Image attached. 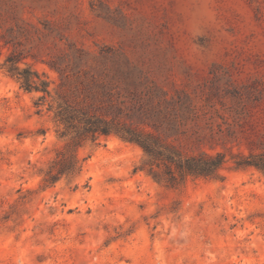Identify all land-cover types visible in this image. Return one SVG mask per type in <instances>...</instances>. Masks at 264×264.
<instances>
[{
	"label": "rangeland",
	"instance_id": "374dc122",
	"mask_svg": "<svg viewBox=\"0 0 264 264\" xmlns=\"http://www.w3.org/2000/svg\"><path fill=\"white\" fill-rule=\"evenodd\" d=\"M0 3L37 32L27 62L49 80L45 61L69 45L110 48L166 89L212 98L230 124L215 178L156 183L135 171L142 150L109 136L77 150V177L46 187L64 142L0 71V264H264V174L233 164L264 152V0Z\"/></svg>",
	"mask_w": 264,
	"mask_h": 264
},
{
	"label": "trees",
	"instance_id": "16d2710c",
	"mask_svg": "<svg viewBox=\"0 0 264 264\" xmlns=\"http://www.w3.org/2000/svg\"><path fill=\"white\" fill-rule=\"evenodd\" d=\"M35 34L15 8L0 3V71L36 95V113L50 117L64 142L44 174L46 187L77 177L82 169L77 150L101 137L138 146L144 158L135 171L170 187L188 178H215L227 164L217 148H225L230 124L212 98L200 100L174 85L166 89L110 48L89 52L69 45L45 61L56 73L49 80L27 62L38 59ZM233 164L264 174V152L240 155Z\"/></svg>",
	"mask_w": 264,
	"mask_h": 264
}]
</instances>
